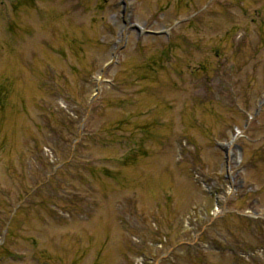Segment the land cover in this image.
Wrapping results in <instances>:
<instances>
[{
    "label": "rangeland",
    "instance_id": "374dc122",
    "mask_svg": "<svg viewBox=\"0 0 264 264\" xmlns=\"http://www.w3.org/2000/svg\"><path fill=\"white\" fill-rule=\"evenodd\" d=\"M0 264H264V0H0Z\"/></svg>",
    "mask_w": 264,
    "mask_h": 264
},
{
    "label": "water",
    "instance_id": "95a60500",
    "mask_svg": "<svg viewBox=\"0 0 264 264\" xmlns=\"http://www.w3.org/2000/svg\"><path fill=\"white\" fill-rule=\"evenodd\" d=\"M135 28H137V27L135 26Z\"/></svg>",
    "mask_w": 264,
    "mask_h": 264
}]
</instances>
